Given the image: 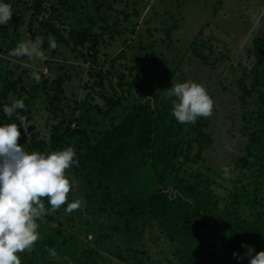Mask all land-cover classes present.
<instances>
[{
    "label": "trees",
    "instance_id": "trees-1",
    "mask_svg": "<svg viewBox=\"0 0 264 264\" xmlns=\"http://www.w3.org/2000/svg\"><path fill=\"white\" fill-rule=\"evenodd\" d=\"M0 2L10 4L13 11L0 33L7 43L1 53L8 60L0 70V126L17 123L21 133L17 144L27 152L75 149L78 166L69 170L89 193L87 197L95 201L96 213L112 221L104 239L111 241L115 236L119 241L121 252H108L121 261L118 264H147L138 242L151 228L168 244L173 264H248L247 257L238 261L232 253L244 256L242 244L264 251V29L251 41L254 63L235 81L241 103L238 134L243 143L230 177L222 185L213 179L218 176L212 169L201 172L203 167L200 170L198 166L202 153L213 143L208 132L210 117L198 118L195 125L176 121L172 98L167 96L169 78L152 82L146 77L147 66L154 64L152 53L140 46H127L135 53L130 61L133 69L117 64L123 56L107 59L105 51L111 44L121 39L124 47L122 37L134 34V25L128 21L137 16L133 8L129 15L118 13L125 24L121 27L110 15L113 5L121 0ZM23 26L29 39L43 38L42 49L48 50L49 58L64 56L85 72L82 113L81 106L74 102L69 106L65 98L69 77L63 65L44 62L46 73L36 72L39 82H26L21 63L27 57L9 56L21 41L18 29ZM49 36L55 37V50L49 48ZM196 44L194 40L188 49L206 64ZM40 97L45 101V138L32 133L31 125L26 135L16 116L9 118L3 112L5 104L22 99L26 109L17 110V114L31 122L33 102ZM92 97L100 106L91 105ZM116 110L120 118L93 137L87 113L99 116L103 123ZM42 201L49 207L46 197ZM62 213L61 206L36 221L42 238L33 251L17 253L21 264H116L107 261L96 247L78 251L74 239L61 229ZM49 248L55 249V258L49 255Z\"/></svg>",
    "mask_w": 264,
    "mask_h": 264
},
{
    "label": "rangeland",
    "instance_id": "rangeland-1",
    "mask_svg": "<svg viewBox=\"0 0 264 264\" xmlns=\"http://www.w3.org/2000/svg\"><path fill=\"white\" fill-rule=\"evenodd\" d=\"M217 2L218 0H121L119 3L116 2L110 15L112 20L117 19L121 27L125 24L121 23L122 15L118 14L120 11L129 15L133 8L137 12V16L128 18V21L130 20L134 25V34L122 37L126 40V46H121V39H118L105 53L109 56L107 59L116 55L123 56V59L118 58L117 64L133 69L130 61L135 53L130 48L135 49L140 46L147 53H152L151 58L154 64L149 63L146 69V77L152 82L169 78V83L166 84L168 87L189 80L204 86L214 101L208 127L213 143L202 153L198 166L199 169L203 167L202 170L200 169L201 172H204V168L212 169L218 176L213 177L216 183L225 185L224 182H227L230 177L232 163L237 160L243 143L238 134L241 103L235 81L254 63L251 41L264 29V0H220V4ZM2 26L0 25V33ZM126 27L128 28V24ZM200 30L199 35L197 33ZM7 32L9 38H12V31L9 29ZM18 32L21 35V41L29 39L25 26L19 28ZM3 39L0 35V70L8 61L1 53L7 49V43H4ZM194 40L197 42L195 49L197 48L196 51L198 50L205 58L206 64L195 59L190 53L188 45ZM200 42L203 43L201 47ZM44 52L46 58L43 60L26 58L21 63L24 79L30 84L34 79L33 72L44 75L46 73L44 62L53 66L63 65L69 77L65 83V98L69 106H73L72 102L76 107L81 106L82 113L84 109L82 101L87 90V88L83 89L87 81L85 72L71 64L72 60L69 58L64 56L62 60L59 57L49 58L48 50ZM102 59L99 57L100 61ZM1 61L4 64H1ZM86 86H91V82H88ZM92 99L91 105L96 103L100 106L98 99L94 97ZM44 107V97L33 102L31 131L37 137L45 138L48 128L45 123ZM119 116L120 112L116 110L102 123L99 116L91 112L87 113L86 120L89 123V129L93 132L92 136H97L102 131V127L106 128L112 121L120 118ZM224 167L229 168L227 176L222 171ZM65 174L70 180L71 189L67 202L62 205V208L65 209L67 203L76 199L81 200L82 203L71 214H65V211L61 214L59 221L62 231L74 239L78 245V251L82 247H96L107 261L121 263L118 258L108 254V252L112 254L121 252L119 241L114 235L111 241L104 239L110 234L107 227L113 224L112 221L96 213L95 201L87 197L89 193L86 194L69 169ZM138 246L144 251L147 264H173L168 244L154 228L142 234Z\"/></svg>",
    "mask_w": 264,
    "mask_h": 264
},
{
    "label": "clouds",
    "instance_id": "clouds-1",
    "mask_svg": "<svg viewBox=\"0 0 264 264\" xmlns=\"http://www.w3.org/2000/svg\"><path fill=\"white\" fill-rule=\"evenodd\" d=\"M12 16V6L0 2V25H6ZM48 43L51 50L57 48L55 37L49 36ZM42 44V37L35 41L22 40L9 51V56L43 60L46 54ZM32 77L39 82L36 72ZM167 96L172 98V115L180 124L195 125L198 118L212 115L214 101L201 84L191 80L176 83L167 89ZM25 109L24 101L16 99L10 105L5 104L3 112L9 118L15 115L19 127L29 135L31 122L27 116L17 114V110ZM20 135L17 123L0 126V264H21L17 253L34 250L35 243L42 238L36 221L66 204L71 183L65 173L70 166H78L73 147L48 153L27 152L17 144ZM222 171L227 176L229 168L224 167ZM45 197L49 207L42 201ZM81 203L79 199L67 203L65 214L77 210ZM241 247L246 249L244 256L232 253L236 260L247 257L248 264H264V251L256 252L253 246L246 244ZM47 251L51 257H56L55 249Z\"/></svg>",
    "mask_w": 264,
    "mask_h": 264
}]
</instances>
